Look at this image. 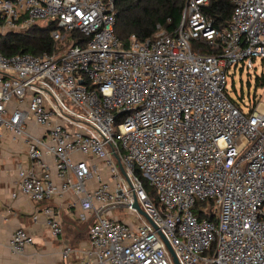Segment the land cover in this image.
I'll use <instances>...</instances> for the list:
<instances>
[{
	"label": "built area",
	"instance_id": "obj_1",
	"mask_svg": "<svg viewBox=\"0 0 264 264\" xmlns=\"http://www.w3.org/2000/svg\"><path fill=\"white\" fill-rule=\"evenodd\" d=\"M208 2L187 0L173 34L158 26L125 45L114 0H0V34L46 21L55 42L79 35L63 51L0 52V136L26 152L18 193H71L79 217L95 216L86 248L63 246L70 264H174L159 231L180 264H264V107L245 114L226 93L233 68L264 64V0H232L223 29L203 12ZM198 202H210L201 218ZM42 213L62 235L56 211ZM33 244L18 228L8 246L23 254Z\"/></svg>",
	"mask_w": 264,
	"mask_h": 264
},
{
	"label": "crops",
	"instance_id": "obj_2",
	"mask_svg": "<svg viewBox=\"0 0 264 264\" xmlns=\"http://www.w3.org/2000/svg\"><path fill=\"white\" fill-rule=\"evenodd\" d=\"M25 162L21 141L3 133L0 136V264H70L62 258L63 246L86 248L88 228L95 216L90 213L79 217L78 200L71 193L64 199L41 202H33L18 193V168ZM15 192L17 195L13 196ZM47 207L53 208L61 220L63 234L58 237L52 236L42 213ZM18 228H24L34 238V244L23 254L12 253L8 246Z\"/></svg>",
	"mask_w": 264,
	"mask_h": 264
},
{
	"label": "trees",
	"instance_id": "obj_3",
	"mask_svg": "<svg viewBox=\"0 0 264 264\" xmlns=\"http://www.w3.org/2000/svg\"><path fill=\"white\" fill-rule=\"evenodd\" d=\"M187 0H114L116 12V36L128 45L132 34L140 39L152 38L159 29L167 34H173L183 20V13ZM203 12L213 19L218 29L227 27L233 12L232 0H209L203 7ZM158 26L160 27L158 29ZM55 23L48 27L35 24L24 32H8L0 34V52L5 56L18 53L39 55L44 51L53 52L56 42L51 37V30ZM72 38H79L78 33H71ZM75 38V39H76ZM192 49L196 52H213V48L202 41L193 40ZM264 85V75L261 79ZM257 106L255 104L254 108ZM143 180L149 195L156 202L154 190L149 186L146 178ZM198 216L202 215L198 212ZM212 218V217H210Z\"/></svg>",
	"mask_w": 264,
	"mask_h": 264
},
{
	"label": "rangeland",
	"instance_id": "obj_4",
	"mask_svg": "<svg viewBox=\"0 0 264 264\" xmlns=\"http://www.w3.org/2000/svg\"><path fill=\"white\" fill-rule=\"evenodd\" d=\"M37 25L40 27H48L50 23L39 21ZM24 31L26 30L20 32ZM8 32L11 31L5 30L3 33L6 34ZM69 38L72 39L71 34H68V39L65 42H56L58 51H63L67 47ZM263 75L264 64L259 58L256 60L248 59L244 64L240 63L228 74L226 93L245 114L251 112L255 104L264 107V85L261 84ZM209 204L210 202H198L197 208L194 210L195 214L201 209H207L210 206ZM116 215L124 219L126 213L122 210H118L116 211Z\"/></svg>",
	"mask_w": 264,
	"mask_h": 264
},
{
	"label": "water",
	"instance_id": "obj_5",
	"mask_svg": "<svg viewBox=\"0 0 264 264\" xmlns=\"http://www.w3.org/2000/svg\"><path fill=\"white\" fill-rule=\"evenodd\" d=\"M116 158H117V164H118V166H119L121 172H122L123 174H125V170H124V168H123V165H122L121 161L118 159L117 156H116ZM133 206H134V207H135V208H136V209H137V210H138L143 216H145V217L147 218V220H148L153 226L156 227L155 223H154V222L150 219V217L146 214V212L143 210L142 206L140 205L139 201H138L136 198H135V201H134V205H133ZM156 228H157V227H156ZM159 233H160L161 237L163 238V240H164V242H165V244H166V247H167L168 251L170 252V254H171V256H172L173 263H174V264H180V263H179V260H178V258H177V256H176V254H175V252H174L172 246L170 245L169 241L167 240V238L162 234V232L159 231Z\"/></svg>",
	"mask_w": 264,
	"mask_h": 264
}]
</instances>
